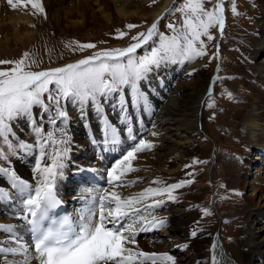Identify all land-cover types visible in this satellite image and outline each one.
<instances>
[{"label": "snow or ice", "instance_id": "obj_1", "mask_svg": "<svg viewBox=\"0 0 264 264\" xmlns=\"http://www.w3.org/2000/svg\"><path fill=\"white\" fill-rule=\"evenodd\" d=\"M154 4L156 0H151ZM13 9L31 6L32 15L47 18L42 0H7ZM211 4V7H206ZM166 13H180V23L169 22L170 34L160 31L164 14L158 16L144 31L131 36L125 47L101 48L91 55L57 67L41 68L42 60L25 51L18 59H0V178L6 179L10 191L0 186V201H18L15 218L20 223H0V264H178L168 252L144 251L136 244L139 233L167 228V217L157 216L155 209L167 202H177L179 191L195 180V166L207 160L193 158L185 164V179L167 183L160 177L138 192L125 194L123 189L137 184L142 178L128 179L139 169L134 166L138 155L151 151L156 142L132 135V112L129 109L148 110L149 93L144 84L150 74L168 63L192 62L208 55L207 42L215 39L212 29L222 36L225 29V0H183L178 7L165 9ZM231 12L239 15L236 0H231ZM141 27L128 23L127 30ZM128 31L116 30V38H124ZM206 38V40L204 39ZM101 43H105L101 41ZM72 51L96 49L94 43L65 42ZM138 55V49H147ZM219 45L209 59H219ZM219 64L217 69L219 70ZM193 72L195 69L192 70ZM191 75V72L188 73ZM224 79L216 76V80ZM150 85L148 88L150 89ZM209 89V108L215 107ZM229 99L234 94L226 92ZM77 107L80 119L89 127L90 111L101 124L105 145L120 142V130L108 118L105 107L118 111L119 118L131 139L132 147L107 169V187L85 188L86 195L77 217L60 216L55 211L63 203L61 183L66 179L73 137L67 105ZM38 109V111H36ZM214 118V114L212 117ZM28 123L34 141L17 137L15 124ZM46 125L49 126L46 130ZM155 128V125H153ZM151 137H158L153 130ZM92 143H97L92 138ZM35 153L33 180L22 178L11 166V157L31 156ZM76 171H96L78 167ZM223 187V185H221ZM236 195L240 193L233 190ZM224 197H222L223 199ZM202 216L212 215L208 207L195 205ZM204 231L195 221L190 236L196 238ZM189 243L177 244L179 249ZM210 264H226L218 240L211 245ZM199 264V262H198Z\"/></svg>", "mask_w": 264, "mask_h": 264}, {"label": "bare ground", "instance_id": "obj_2", "mask_svg": "<svg viewBox=\"0 0 264 264\" xmlns=\"http://www.w3.org/2000/svg\"><path fill=\"white\" fill-rule=\"evenodd\" d=\"M65 1L49 0L47 3L42 0L47 14L45 19L43 15H32L33 10L30 5L27 7L21 5L13 9L7 4V0H0V52L13 53L14 50L18 49L17 43L23 44L24 41L30 40L36 28L44 23L52 21L60 23L61 20H64L66 26L74 27L79 23L83 25L86 15L90 14L92 23L101 25V22L111 19L114 15L126 17L134 14L135 12L130 9L139 0H71V3L66 4V6ZM170 3L171 0H164L153 11L152 20L148 26L158 14L169 7ZM256 22L260 45H255L256 55L253 54L254 58L252 59L255 60V56H260V59L252 61L250 67L256 72L255 76L261 78L259 81L261 84H258L255 89L253 88L255 99L253 98L252 105L248 106L239 120L246 146L249 149L259 151L264 157V0H260ZM193 69H195L194 72ZM190 72L191 75H188ZM204 77L205 70L199 61L192 64L168 63L150 74L144 88L149 93L151 108L142 110L140 118L137 117V114L141 113L139 109L130 108L129 111L133 114L131 126L133 128L132 135L136 137V142L140 138H147L154 140L156 147L138 155V159L133 163L139 170L130 173L128 179L155 173L157 177L162 178L167 183H175L180 179L187 178L185 174L190 170L185 169L184 166L181 168L167 166H169V161H173V156L176 153H183L184 155L193 153L196 150L195 138L198 135H205L202 126V102L209 95L213 80L208 82ZM172 78H174V82ZM148 85L151 86L150 89ZM67 107L71 117L69 130L73 137V151L66 169V179L61 183L60 195L64 201L71 203L79 200L82 195H86L82 183L86 182L90 188L98 187L97 184L107 187V175L105 176L107 169L132 147L134 141L127 131L126 122L120 120L118 111L114 110L110 104L106 105L105 112L109 120L120 130V142L117 145H105L101 124L93 112L90 111L88 118L89 125L92 127L90 128L93 131V135L89 136L92 133L85 130V122L80 119L77 107L68 105ZM18 124L26 127V121L20 120L15 124V130L20 133ZM153 130L159 132L158 137L149 135ZM93 137L97 141L95 144L92 143ZM25 141H34L31 132ZM14 158L17 168L15 171L22 178L31 182L35 159L32 161L30 156L23 155ZM255 159L253 164L258 162V159ZM213 162L212 157L210 163L213 164ZM250 165L252 166V164ZM78 167L95 168L96 171H76ZM69 175L75 177L72 178L75 181V186L68 183ZM255 177L250 178L246 175L244 180L251 186L253 197L259 198V204L253 202L252 196L246 197L245 202L248 206L242 205L240 208L245 216V219L243 218L245 225L241 230V237H237L238 240L235 242L232 241L231 246L224 242L220 232L211 238L212 232L210 233L208 227L206 228L202 222L200 209L193 207L198 205L195 202L198 195L189 191L187 186L178 190L180 198L177 202H167L154 210L157 216L167 217V228L150 231V234L154 232L153 236L141 240V248L145 251L168 252L177 258L178 264H198V262L199 264H210L211 251L206 254L204 249L208 240L212 239L210 245L214 240L219 241L226 264H252L253 260L261 262L259 264H264V201L260 204L264 197V178ZM0 186L14 191L10 189L6 179L0 178ZM142 189L143 187L140 186L132 190L126 188L123 191L128 194ZM18 203V201L15 203L0 201V223L14 222ZM198 220L203 225L204 231L199 233L196 238H192L190 231L194 222ZM146 235L148 232H142L138 234L137 239L139 240L142 236L146 237ZM185 242L189 243V248L179 249L176 247L177 244ZM174 251L180 252V255L176 256ZM32 264H36V261H33Z\"/></svg>", "mask_w": 264, "mask_h": 264}, {"label": "rangeland", "instance_id": "obj_3", "mask_svg": "<svg viewBox=\"0 0 264 264\" xmlns=\"http://www.w3.org/2000/svg\"><path fill=\"white\" fill-rule=\"evenodd\" d=\"M44 1L49 2V0ZM163 1L156 0V3L153 4L151 0H139L130 9L132 12H135L134 14L126 17L114 15L111 19L101 22V25L92 23L90 14L86 15L85 24L81 25L82 23H79L80 25L78 24L74 27L66 26L64 20H61L60 23H56L55 21L44 23L36 28L30 40L24 41L23 44L17 43L18 49L14 50L13 53L0 52V59H18L25 51H28L35 54L38 60H42L41 68H48L61 66L67 62H74L84 56L91 55L94 51L101 48L125 47L131 42V36L136 35L137 32L146 30L152 20L153 11ZM182 2L183 0H174L169 7H178ZM70 3L71 0H66L65 6ZM259 3L260 0H236L239 15H233L231 12V0H225L226 26L223 35L221 36L217 29H212L215 39L207 42L208 55L192 62L183 63L192 64L199 61L205 70L204 79L208 82L212 81L216 76L223 77L224 79L216 80L215 83L212 81L210 95L215 100V107L209 108L207 106L210 102L209 95L202 102L201 115L203 116L202 126L204 127L205 135H198L195 138L196 150L189 155L176 153L173 156V161H169V166H167L181 168L185 164H190L194 157L199 160L208 161L207 164L195 166L196 175L194 183L187 188L198 195L197 200H195L198 205L208 207L212 211V215L210 216H202V213H200L205 227H208L207 229L210 233L212 232L211 238L220 232L224 242L230 246L232 245V241L235 242V240L241 237L240 233L245 225V220H243L245 216L240 208H242V205H247L245 202L246 197H253V190H251V186L244 180V176L264 178V157L261 156L259 151L249 149L246 146L239 120L242 113L246 112L248 106L252 105V101L255 99V90L253 88L255 89L258 84H261L259 82L261 78H257L255 76L256 72L250 67L252 61L260 59V56H255V60L252 59L256 55L255 45H260L258 43L259 36L256 22ZM211 6V4L206 5V7ZM163 14L164 19L161 20L159 29L166 34H170V30L166 25L169 22L180 23V13L173 15L164 12ZM128 23L140 25L141 27L129 31L125 28V25ZM117 29L128 31V35L124 38H116ZM204 39L206 40V38ZM72 40L79 41L80 43L91 42L96 44L97 48L74 52L65 47V42ZM101 41L105 43H101ZM217 44L219 45L220 58L210 60L209 57L216 51ZM145 50H150V47L138 49L137 54L143 55ZM218 64L220 66L219 70L217 69ZM174 78H172L173 82ZM226 92L233 93L234 98L229 99L225 95ZM68 106L76 107L71 104H68ZM139 110L141 113L137 114L138 118L142 114V110ZM213 114L214 118H210ZM143 117L146 118L145 116ZM99 122L97 121V123ZM48 127L46 125V130H48ZM90 127H88V131L93 135L92 127ZM20 128L23 135L19 136L22 140H26L31 132L30 128ZM33 155L35 153L30 156V160L32 161L35 159ZM212 157L214 160L213 164L210 163ZM12 158L14 157H11V166L17 170L14 162L15 158ZM255 158L258 159V162L255 161L256 164H253L254 160H256ZM0 164L5 167L8 166L5 161H0ZM188 170L192 171V169ZM156 175L155 173L149 176H139L142 179L137 184L128 187V190L140 186L143 188L149 186L152 180L157 177ZM69 177L71 178V175ZM70 178H68V183H72ZM233 190L238 191L240 195H236ZM222 197L224 198L222 199ZM258 200V197H253L254 203L258 202L259 204ZM263 201L264 197L260 204ZM13 223L19 222L15 221ZM153 234L154 232L150 234L149 231L146 237L142 236L139 240L136 237V244L140 249H142L141 240L152 237ZM211 241L212 239H209L205 245L204 252L206 254L210 251ZM173 253L176 256L180 255V252L177 253V251ZM259 263L261 262L252 261V264Z\"/></svg>", "mask_w": 264, "mask_h": 264}]
</instances>
